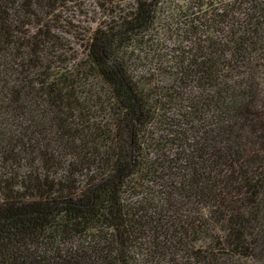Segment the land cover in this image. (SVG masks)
<instances>
[{
	"label": "trees",
	"instance_id": "obj_1",
	"mask_svg": "<svg viewBox=\"0 0 264 264\" xmlns=\"http://www.w3.org/2000/svg\"><path fill=\"white\" fill-rule=\"evenodd\" d=\"M72 1L0 0V264H264V0Z\"/></svg>",
	"mask_w": 264,
	"mask_h": 264
},
{
	"label": "rangeland",
	"instance_id": "obj_2",
	"mask_svg": "<svg viewBox=\"0 0 264 264\" xmlns=\"http://www.w3.org/2000/svg\"><path fill=\"white\" fill-rule=\"evenodd\" d=\"M105 1L104 7L99 8L98 5ZM131 2L122 0H83V1H72L66 5L65 8L59 9L56 13L59 22L55 31L56 34L61 35L64 38V42L69 43L71 54L75 58L71 61V64L75 65L82 58L83 45L89 37V33L99 26L103 21H109L112 15H115L119 11L122 13L130 11ZM123 14V13H122ZM160 43L162 46H170L168 38L163 35L160 36ZM72 56V55H71ZM144 55L140 56V59L149 67H153L152 62L144 59ZM140 195V194H139ZM138 198L139 196H134L132 200Z\"/></svg>",
	"mask_w": 264,
	"mask_h": 264
}]
</instances>
